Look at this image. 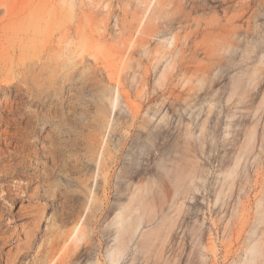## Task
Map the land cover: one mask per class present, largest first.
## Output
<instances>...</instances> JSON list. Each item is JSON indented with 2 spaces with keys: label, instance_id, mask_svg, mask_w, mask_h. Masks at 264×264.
Wrapping results in <instances>:
<instances>
[{
  "label": "rangeland",
  "instance_id": "rangeland-1",
  "mask_svg": "<svg viewBox=\"0 0 264 264\" xmlns=\"http://www.w3.org/2000/svg\"><path fill=\"white\" fill-rule=\"evenodd\" d=\"M66 1L0 0V44L16 60L36 63L27 73L23 101L31 127L42 137L37 155L28 151L24 178L0 181L5 230L18 224L14 199L4 198L8 187L18 192L25 184L36 185L39 205L48 206L24 264L35 263L57 233L72 232L76 225L79 232L89 231V239L61 243L57 256L71 245L81 253L75 264H110L112 221L118 205H129L132 186L141 188L142 197L129 205L139 227L117 264H264V0H249L258 17L249 20L248 34H234L223 20L210 26L217 0H199L192 21L201 26L191 22L199 32L187 41L188 49L194 50L197 41L208 54L188 52L181 62L171 56L167 39L174 30L172 13L180 3L188 10V0ZM139 27L156 33L152 39L154 30L144 33L142 47ZM64 31L67 41L60 37ZM79 44L84 45L76 48ZM164 48L171 57L162 53ZM82 51L88 54L80 58ZM190 56L199 57V63ZM69 59L76 61L67 66ZM12 75L17 76L0 80ZM111 98L117 100L115 107ZM113 156H118L114 163ZM97 157L101 171L95 167ZM104 172L111 176L109 184Z\"/></svg>",
  "mask_w": 264,
  "mask_h": 264
},
{
  "label": "bare ground",
  "instance_id": "bare-ground-1",
  "mask_svg": "<svg viewBox=\"0 0 264 264\" xmlns=\"http://www.w3.org/2000/svg\"><path fill=\"white\" fill-rule=\"evenodd\" d=\"M63 2L66 1V0H62ZM70 1V0H69ZM68 1V2H69ZM150 2H152L151 0H149ZM157 1V0H156ZM155 1V2H156ZM160 1V0H159ZM164 1V0H163ZM186 1V0H184ZM198 1L199 0H188V3H189V9H185L187 8L186 6L185 7H182V3L179 4V6L181 5L180 9H177L175 10L174 13H172V20L171 23H174L173 25H171L172 27H174V30L171 33V37H170V34L169 36H165L166 38H169L167 39V41L171 44L172 46V50L173 51L171 54V56L175 57L178 56L181 58H178L179 62H181L183 59L182 57H185V54L190 52V54H195L197 52L200 53H203V55H207L208 54V51H207V46L203 45L204 43L201 44V42H193L194 44V47L192 49H188V43L187 42L189 39H192V40H196V39H193L194 37H192L194 35V31H196V26H201L199 25V21L195 18V21L196 22H193L192 20H194L193 18V13L192 11L194 12V10H196L199 5H198ZM204 1V0H203ZM220 1V2H219ZM67 2V1H66ZM102 2V1H101ZM100 2V3H101ZM154 2V1H153ZM161 2V1H160ZM158 3V5L160 6L161 3ZM71 4H73L74 2H70ZM69 3V4H70ZM99 3V4H100ZM185 3V2H184ZM62 4V3H60ZM70 4V5H71ZM96 4V3H95ZM202 4V3H201ZM213 7H212V13H215L214 16L212 15V19L211 18V23H218L220 21L221 23V20H223V22H226L228 23V25L232 28V31L234 32V34H238V32H241L242 33H245V34H248L249 32V20H251L252 18L254 17H258L256 15V10H254L253 8L254 7H251L250 6V3H249V0H217L216 2H213ZM89 5V4H88ZM107 5V4H106ZM165 5V4H164ZM64 6V5H63ZM62 6V7H63ZM72 6V5H71ZM95 5L92 6L91 4V7H94ZM119 6V4H118ZM117 6V7H118ZM168 6H170L168 4ZM206 6V5H205ZM59 7V6H58ZM107 8V6H105ZM149 7V6H148ZM157 7V6H156ZM166 7H167V4H166ZM165 7V8H166ZM172 7V5H171ZM61 8V6H60ZM74 8V7H73ZM111 8V7H110ZM178 8V7H177ZM105 9V8H104ZM159 9V8H158ZM72 10V8H71ZM92 10V8H91ZM111 10V9H110ZM152 10V9H151ZM155 10V9H154ZM163 10V9H162ZM69 11H70V8H69ZM84 11V10H82ZM157 12H159L157 9H156ZM167 12V10H165ZM231 11H235L237 12L235 16H233V18H230L228 17V13L231 12ZM95 12V11H94ZM161 12V11H160ZM72 13V12H71ZM87 13V12H85ZM90 14L91 11H89ZM110 12H108L109 14ZM155 14V13H154ZM161 14H164L165 15V12L163 11V13ZM170 14V13H169ZM168 14V15H169ZM72 15V14H71ZM87 16V14H84ZM156 15V14H155ZM167 15V14H166ZM165 15V16H166ZM95 16V15H93ZM106 16V15H105ZM110 16V15H109ZM72 17V16H71ZM70 17V18H71ZM108 17V16H107ZM114 17V16H113ZM121 17V16H120ZM170 17H171V14H170ZM88 18V17H87ZM89 20H92L90 15H89ZM199 18V17H198ZM221 18V19H220ZM220 19V20H219ZM234 19V20H233ZM72 20V19H71ZM81 20V19H80ZM79 20V21H80ZM88 20V21H89ZM102 20V19H101ZM111 20V19H110ZM134 20V19H133ZM149 20V19H148ZM167 20V19H166ZM213 20V21H212ZM132 21V20H131ZM158 21V19H157ZM173 21V22H172ZM209 22H204L205 25H208L210 23V20H208ZM218 21V22H216ZM72 22V21H70ZM69 22V23H70ZM149 22V21H147ZM169 22V21H167ZM191 22H193L196 26H194V29L192 27L191 29ZM87 23V21H86ZM91 23V21L89 22ZM105 23H106V18H105ZM111 23V22H110ZM156 23V22H155ZM210 23V24H211ZM213 23L210 25L212 26ZM80 24V23H79ZM104 24V22H103ZM102 24V25H103ZM89 25V24H88ZM92 25V24H91ZM96 25V24H94ZM99 25V24H97ZM96 25V26H97ZM108 25V24H106ZM105 25V26H106ZM144 25V24H143ZM150 25V24H149ZM148 25V26H149ZM157 25V24H156ZM169 25V24H168ZM90 26V25H89ZM88 26V28H89ZM104 26V25H103ZM127 26V24H126ZM170 26V27H171ZM204 26V24H203ZM202 26V27H203ZM99 27V26H98ZM144 27V26H143ZM152 27V25H151ZM158 27V26H157ZM156 26L154 28H157ZM76 28H78L76 26ZM75 28V29H76ZM96 28V27H95ZM102 28V27H101ZM111 28V27H110ZM138 28V27H137ZM160 28V27H158ZM157 28V29H158ZM200 28V27H199ZM205 28H207L205 26ZM69 29V28H68ZM67 29V30H68ZM105 29V27L103 28ZM102 29V31H103ZM133 29H134V26H133ZM151 29V28H150ZM153 29V28H152ZM202 29V28H201ZM204 29V28H203ZM79 30V28H78ZM92 30V29H91ZM99 30V29H98ZM109 30V29H108ZM140 30V31H139ZM142 27H139V29L137 30L138 32L136 33V35L138 34H142V37H141V42L139 40V43H142V44H139L141 45V47L143 46V36H144V33L146 34H149L151 31L153 32V30H147V29H143L142 31ZM166 30H169V29H166ZM165 30V31H166ZM6 31V30H5ZM4 31V33H5ZM76 31V30H75ZM84 31V30H83ZM86 31V30H85ZM90 31V29H89ZM101 31V32H102ZM105 31L107 32V30L105 29ZM132 31V29H131ZM135 31V30H134ZM143 31H148V32H143ZM158 31V30H157ZM170 31V30H169ZM202 31V30H201ZM70 32V31H69ZM77 32V31H76ZM142 32V33H141ZM168 33V31H166ZM199 32V29L198 31H196V33ZM65 33V31H64ZM63 33V34H64ZM92 33V32H91ZM128 33V32H127ZM135 33V32H134ZM195 33V34H196ZM152 33H150L149 35L147 36H150ZM155 30L153 32V34L151 35V37L149 39H152V38H155L156 36L152 37L153 35H155ZM164 34V33H163ZM244 34V36H245ZM86 35V33H85ZM100 35V34H99ZM117 35V34H116ZM115 35V36H116ZM123 37H124V34L122 33ZM121 35V36H122ZM134 35V34H133ZM132 35V36H133ZM135 35V36H136ZM139 35V37H140ZM241 35V34H240ZM238 35V37L240 36ZM50 36V35H49ZM101 36V35H100ZM99 36V37H100ZM106 36V35H105ZM145 36V42L148 41V37ZM158 36V35H157ZM7 37V36H6ZM48 37V36H47ZM62 37V41L64 39V41L66 40H69L70 38V35L67 33H65L63 36H60ZM78 37V36H77ZM91 37L93 38V36L91 35ZM137 37V36H136ZM135 37V38H136ZM147 37V38H146ZM165 37L163 36L164 40ZM190 37V38H189ZM192 37V38H191ZM198 37V36H197ZM12 38V36H11ZM102 38V37H101ZM116 38H118L116 36ZM162 38V37H161ZM91 39V38H90ZM89 39V40H90ZM95 39V38H94ZM97 39V38H96ZM104 39V37L102 38V40ZM147 39V40H146ZM88 40V39H87ZM100 39H98L99 41ZM130 41L132 40L129 39ZM127 40V42L129 41ZM138 39H135V41L137 42V48H140L139 45H138ZM191 40V41H192ZM61 40H59L58 43H62ZM83 41H85V39H83ZM93 40H91L92 42ZM101 41V40H100ZM129 41V42H130ZM134 41V39H133ZM132 41V42H133ZM134 41V46H136V43ZM90 42V43H91ZM95 42V40L93 41ZM105 42V41H104ZM123 42V41H122ZM121 42V45H123V43ZM126 42V43H127ZM127 43V45L129 46L130 43ZM11 43V42H10ZM68 43L70 44V41L67 42L66 44H61V45H68ZM75 43V42H74ZM73 43V44H74ZM98 44V42H95ZM102 43V42H101ZM115 43V42H114ZM200 45H199V44ZM72 44V45H73ZM105 44V43H104ZM133 44V43H132ZM130 44V47L131 48V45ZM145 44V43H144ZM163 44V43H162ZM161 44V45H162ZM164 44L166 45V43L164 42ZM163 44V45H164ZM198 44L199 47H200V51H199V47L196 45ZM11 46H13L12 44H10ZM45 45H48L47 43H45ZM44 45V46H45ZM52 45V43H51ZM50 45V47H52ZM57 45V44H56ZM82 45L84 44H79L77 45L76 48H81ZM146 45V44H145ZM148 45V44H147ZM159 45V44H158ZM202 45V46H201ZM4 46V45H3ZM2 44H0V77L2 75H10L11 73L13 74H17V76L15 75H12L14 77H10L8 79H1L0 80V109L2 110L3 112V115L2 117H0V181L2 180H6L8 178H24L25 177V172H26V169H27V163H28V156H29V153L28 151L31 149L32 150V153L34 154V157L37 155V143H38V140L42 137L40 136H37L36 133L34 132L33 128L31 127V120H30V117L28 115V112H27V109H26V105H25V102L23 101V95L28 93V78H27V73L31 71V68L32 66H34L36 63L30 65V63L26 62L24 60H22L23 58L16 60L14 57H12L9 53V49L3 47ZM79 46V47H78ZM88 46L90 45H87V48ZM106 46V45H105ZM112 46V45H111ZM115 46V45H114ZM117 46V45H116ZM125 47V44L123 45ZM128 46L126 49H128ZM160 46V45H159ZM190 46V45H189ZM192 46V45H191ZM195 46H197L198 48H195ZM204 46V47H203ZM46 47V46H45ZM58 47H59V44H58ZM93 47V45H92ZM108 47H110L108 45ZM122 47V46H121ZM165 47V46H164ZM49 48V47H48ZM68 48V47H67ZM85 47V49H87ZM94 48V47H93ZM133 48V46H132ZM132 48L130 49V51L132 50ZM151 48V47H150ZM149 48V49H150ZM158 47H156L155 50L158 51L157 49ZM58 49V48H57ZM66 49V48H64ZM90 49V47L88 48ZM104 49V48H103ZM110 49V48H109ZM142 49V48H141ZM144 49V48H143ZM147 49V46L145 47V51ZM163 49V48H161ZM160 49V51H161ZM196 49V50H195ZM198 49V50H197ZM73 50V49H72ZM84 50V49H83ZM92 50V49H91ZM78 51V49L76 50ZM85 51V50H84ZM90 51V50H89ZM122 51H126L124 49H122ZM128 51V53L130 52ZM152 49L150 50V53H151ZM156 51V52H157ZM159 51V52H160ZM165 51V52H164ZM167 50H163V54L166 53ZM202 51V52H201ZM28 52V50H27ZM46 52V51H45ZM44 52V53H45ZM83 52V51H82ZM91 52V51H90ZM134 52V51H133ZM170 52V51H169ZM42 53V52H41ZM48 53V52H47ZM61 53V52H60ZM64 53V51H63ZM84 53H82V55L80 56V58H82V56H84ZM132 53V52H131ZM149 53V52H148ZM161 53V52H160ZM161 53V54H162ZM168 53V52H167ZM166 53V54H167ZM19 54V53H18ZM35 54V53H34ZM43 54V53H42ZM85 54H88V53H85ZM147 54V53H146ZM169 54V53H168ZM169 54V56H170ZM179 54V55H178ZM40 55V54H39ZM78 55V54H77ZM184 55V56H183ZM61 56V55H60ZM60 56H59V59H60ZM166 56V55H165ZM164 56V57H165ZM168 56V55H167ZM170 56V57H171ZM196 56V55H195ZM194 56V58H195ZM74 57V56H73ZM77 57V56H76ZM79 57V56H78ZM154 57V55H153ZM163 58V55L161 56ZM191 57V61L192 62H196V59H198L196 57V59L192 58L193 56H190ZM54 58V57H53ZM86 58V57H85ZM130 58V57H129ZM157 58V57H156ZM167 58V57H166ZM34 59V58H33ZM47 59V58H46ZM76 59V58H75ZM98 59V58H97ZM123 59V57H122ZM125 59H127L125 57ZM160 59V58H159ZM188 59H190L188 57ZM187 59V62L190 61ZM31 60V59H30ZM85 59H83L84 61ZM87 60V58H86ZM85 60V61H86ZM130 60V59H129ZM154 60V58L152 59ZM28 61V60H27ZM34 61V60H33ZM39 61V60H38ZM61 61V59H60ZM60 61L58 63H60ZM76 60H74L75 62ZM122 61V60H121ZM120 61V62H121ZM124 61V60H123ZM127 61V60H126ZM155 61V60H154ZM158 60H156L157 62ZM174 61V59H173ZM184 61V60H183ZM190 61V63L188 62V64L190 65H194L192 64ZM37 62V61H36ZM69 62V63H68ZM67 62V66L68 65H72L74 62H73V59L70 60ZM80 62V61H79ZM87 62V61H86ZM98 62V61H97ZM177 62V61H176ZM175 62V64H176ZM88 63V62H87ZM128 63V62H127ZM171 63V62H170ZM199 63V62H198ZM196 62V64H198ZM121 64V63H120ZM172 64V63H171ZM170 64L171 68L172 69H175L174 67H172V65ZM187 64V63H186ZM195 64V65H196ZM125 65H126V62H125ZM134 65V64H133ZM154 65V64H153ZM169 65V64H168ZM167 65V66H168ZM55 66V65H54ZM66 66V67H67ZM103 66V65H102ZM58 67V65H57ZM98 67V66H97ZM100 67V66H99ZM131 67V66H130ZM34 68V67H33ZM91 68V67H90ZM166 68V66H165ZM169 68V67H168ZM75 69V68H74ZM96 69V68H94ZM92 68V70H94ZM133 69V68H132ZM145 69V68H144ZM76 70V69H75ZM78 70V69H77ZM125 70V69H124ZM95 71V70H94ZM165 73V70L163 71ZM168 72V71H166ZM95 72H93L92 74H94ZM117 73V71H116ZM147 73V72H146ZM163 73V75H165ZM96 74V73H95ZM94 74V75H95ZM99 74V73H98ZM120 74V72H119ZM122 76H123V73L121 72ZM144 74V73H143ZM76 75V74H75ZM78 75V74H77ZM162 75V76H163ZM171 75V73H170ZM4 78V77H3ZM115 78V77H113ZM119 78V77H118ZM121 78V76H120ZM13 79H15L16 81H13ZM34 79V78H33ZM114 80V79H113ZM112 80V81H113ZM121 80V79H120ZM118 83V82H117ZM87 84V83H86ZM116 91H117V88H116ZM118 92V91H117ZM117 92L115 93L117 95ZM121 92V91H120ZM119 94V92H118ZM127 95V94H126ZM99 98V97H97ZM118 98V97H117ZM26 99V98H25ZM107 99V98H106ZM110 98H108L109 100ZM101 100V99H100ZM103 101V100H102ZM111 104H112V107H115V105L117 104V100L115 99V102L113 103L112 101V98H111ZM167 103V102H166ZM134 105V104H133ZM110 106V105H109ZM131 112V111H130ZM137 114V113H136ZM133 115V114H132ZM162 118V117H161ZM103 126H105L106 130L108 129L109 127V121H107L106 124H103ZM32 128V130H29V128ZM163 127V126H162ZM110 128H111V125H110ZM167 128V126H166ZM113 129V128H112ZM111 130V129H110ZM165 130V128H164ZM114 131V130H112ZM111 132H109L110 134ZM113 134V132H112ZM102 140H104V137L102 135ZM123 140V138H121ZM134 139V138H133ZM120 142V141H119ZM108 144V142L106 143ZM116 144H118V141L116 142ZM42 144H40L41 146ZM103 145V144H101ZM6 146V150H3V147ZM106 146V145H105ZM113 146V145H112ZM42 147V146H41ZM10 148H13L15 150V153H11L10 152ZM102 148V146H100V149ZM43 149V147H42ZM105 149V148H104ZM102 149V150H104ZM114 149V148H113ZM124 149V145H121L119 149H117V152H121L123 151ZM108 150V149H107ZM110 150V149H109ZM116 150V148H115ZM111 151V150H110ZM108 152V151H107ZM116 152V151H115ZM104 154V153H103ZM110 154V153H108ZM117 154V153H116ZM100 155V154H99ZM105 155V154H104ZM111 155V154H110ZM109 155V156H110ZM102 152H101V159H102ZM107 156V155H106ZM107 156V157H109ZM98 158V157H97ZM104 158V157H103ZM106 158V157H105ZM111 158V157H110ZM100 159V162H103L101 161ZM118 159V156H113V158L111 159V161L114 163L116 162ZM6 160H10V161H14L15 163H8L10 165H6L4 164V162ZM104 160V159H103ZM162 160V159H161ZM108 161V159L106 160ZM110 161V160H109ZM108 161V162H109ZM164 161V160H163ZM98 162H99V158L98 160L96 161V166L97 169L99 168H102L100 167V165L102 166L101 163H99L98 165ZM162 162V161H161ZM168 162V161H167ZM166 162V163H167ZM105 163V162H104ZM107 163V162H106ZM111 163V162H109ZM108 163V165H109ZM107 165V166H108ZM112 165V163H111ZM109 165V166H111ZM127 166V165H125ZM122 167L123 169L125 168ZM128 167V166H127ZM126 167V168H127ZM104 168H105V165H104ZM109 168V167H108ZM106 168V169H108ZM129 168V167H128ZM133 169V167H131ZM100 170V169H99ZM102 170V169H101ZM100 170V171H101ZM135 170V169H134ZM106 171V170H105ZM122 171V170H121ZM108 172V171H107ZM107 172H104L106 173L104 176V181L106 184H109L111 182L110 180V175H107ZM167 173L169 172L168 171V168H167ZM165 173V172H164ZM169 174V173H168ZM166 174V175H168ZM99 175V174H98ZM122 175V173H121ZM96 176V175H95ZM139 176V175H138ZM97 181V180H96ZM99 183V182H98ZM135 187V188H134ZM20 188L22 189H16L18 192H14L11 188L8 187V189H5L7 190L4 198H13V204L16 205V219H17V222L18 224H16L11 230H8V229H4V214L2 212V210L0 209V264H24V262L27 260V257L30 255V253L32 252L33 248V244L34 242H36V240L38 239V235H39V229L41 227V222L43 221V216L45 215V209L46 207L48 206H40L39 205V187L38 186H29L27 184L21 186ZM134 188V189H133ZM4 189V188H3ZM3 189H2V192H3ZM95 189V188H94ZM132 194L130 195V198H129V205H131V203L133 202L134 203V200H136V198L140 197L138 196L139 195V191L140 189L138 188V186H132ZM140 194H142V190L140 192ZM94 196V195H93ZM138 196V197H137ZM129 197V196H128ZM142 197V196H141ZM140 197V198H141ZM89 200V199H88ZM128 200V199H127ZM94 201V200H93ZM120 205H123V204H120ZM118 205V209H117V213L115 214V217L112 221V224L115 226V230L114 232L112 233L111 237H114L113 240L115 241V244L112 245L111 247H109L108 249V252H107V257H108V261L110 262V264H117L119 262V259H120V256L121 254L126 250L127 248V243L129 241L132 240V236L136 233L138 227H139V223H138V219L139 218H133L132 217V213L134 212V209L133 208H130V206H126V207H123V206H120ZM86 208H84V210L81 212V215H80V218L82 217V214L84 213ZM94 209V208H93ZM91 211V210H90ZM63 212V210H62ZM88 212V211H87ZM90 213V212H89ZM93 213V212H92ZM44 214V215H43ZM88 215V214H87ZM85 215V217L87 216ZM64 217V215L62 216ZM84 217V216H83ZM25 218H27V220H25ZM45 218V217H44ZM88 219V217H87ZM84 221V220H83ZM84 223V222H83ZM82 223V224H83ZM262 223V222H261ZM77 228V225L76 227L74 228V230L72 232H64V233H57V235L55 236L54 240L51 242V245L50 247L51 248H47L43 251V253H40V256L39 257H36V261H33L35 263L33 264H75V261H77V259L79 258V255L81 253H78L76 249H73L71 245H69L68 248H66L64 250V252L59 256H57L58 252L60 253V248L59 245L61 243H64L67 242L68 240H71L72 243H76V242H81L83 241V243H86V241L89 239V231L88 230H83L82 232H79L76 230ZM79 228V227H78ZM261 233V232H260ZM48 234V231L45 232V235ZM24 237V238H23ZM70 242V241H69ZM90 243V241H89ZM88 243V244H89ZM74 246V245H73ZM83 248V247H82ZM89 255V254H88ZM91 255V254H90ZM82 261V260H81ZM82 263V262H81ZM80 263V264H81ZM86 263V262H84ZM96 263V262H95ZM79 264V262H78ZM98 264V263H97Z\"/></svg>",
  "mask_w": 264,
  "mask_h": 264
}]
</instances>
